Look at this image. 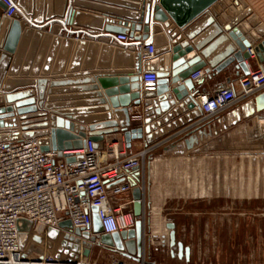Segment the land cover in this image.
Wrapping results in <instances>:
<instances>
[{"label":"water","instance_id":"obj_1","mask_svg":"<svg viewBox=\"0 0 264 264\" xmlns=\"http://www.w3.org/2000/svg\"><path fill=\"white\" fill-rule=\"evenodd\" d=\"M15 1L18 10L13 16H8L4 13V4L0 0L1 22L6 19L11 21L5 24L6 27L9 26V32L2 43V47L11 53L18 49V54L11 63L10 73H18L23 51L22 39L20 43L19 40L33 32L35 24L38 26V23L44 21H48L47 25L58 22L64 28L71 24L70 32L77 34L78 39L67 74L95 72L93 78L98 79L100 87L107 89L108 95H121L117 101L113 96L111 101L117 107L116 109H122L125 112L126 124L123 126L114 125L108 120L109 118L104 120L105 125L85 124L56 110L41 108L38 106V96L36 95H39L40 92V95L43 96L48 83L46 78H39L37 81L33 78L17 80L9 78L6 89L13 88L17 84L25 87L12 90L5 96L0 94V104L4 98L9 104L6 108L0 107V141L35 137L42 149L52 148L62 154L63 150L82 148L86 143L87 135L95 141L97 147L102 148L106 134L122 131L129 147L132 139L141 137H144L146 146L149 144L156 145L157 143H153L165 134L164 129L159 128L164 122L169 123L166 125V129L170 131L172 127H179V123H185L182 118H179L183 112L187 113L192 109L190 114L186 115L188 120L191 119L190 115L194 117L201 115L199 104L201 92L191 77L192 72L199 70L206 64H209L206 69L207 72L210 69L221 71L236 61L240 62L244 73H247L246 59L250 56L248 47L251 44L255 45L256 51L264 60V39H261L264 37V23L245 0H232L235 6L231 4V0H125L119 3L124 7L121 9L110 5L94 6L95 4H88L84 1L81 2V0H63L61 8L57 10L51 7L49 0H43L41 3L33 0ZM69 1L76 6L67 9ZM82 13L88 14L90 19L80 22L79 16ZM165 21L182 29L194 48L182 50L181 45H178L176 40L173 42L176 46L172 48L163 28ZM22 24H27L23 31ZM135 30H140L141 34H135ZM35 31V38L42 37L44 34L45 40L52 38L56 42L62 40V43L67 47L72 44L74 38L70 35L64 37L61 34L53 35L49 30L43 33L40 27ZM80 33L84 36H79ZM118 34L129 35L133 39L122 40L118 38ZM173 34L175 37L174 31ZM238 38L243 43L239 50L232 42ZM149 43L154 44L157 56L144 61L142 64L141 54L137 48L140 44ZM100 48L107 54L116 51L131 59L128 67L122 70L133 72L129 74L127 81L131 84L123 83L119 89H116L108 83L105 77L109 73L106 75L101 73L103 71L108 72L110 69L115 70V68L120 70V68L117 65L109 66L108 61L104 62L105 65L103 60L96 62L95 58L99 54ZM169 50H173L174 59L171 70H169L168 62ZM197 50L200 52L198 53ZM42 51L44 49L34 58V49L30 48L21 68L22 73L31 71L32 74H36L40 72L39 63L42 59ZM92 53L93 56H91ZM135 53H137L138 66L134 62ZM142 69L157 72L159 79L156 90H140L139 72ZM48 70V68L43 69V73L48 72ZM12 82L15 83L14 86L11 85ZM67 83V80L50 82L53 86ZM36 86L39 88V92H36ZM100 96H102L101 92ZM262 97L264 106V93ZM101 102H105V100L102 99ZM175 102H179V106H173ZM142 103L145 105L143 108L144 122L132 126L129 105H141ZM45 106L47 107L46 103ZM106 109L108 108L106 107ZM248 112L253 111L236 106L229 109L221 120L225 123V127L233 125L241 121L244 114ZM157 117L158 120H156ZM176 117L178 118L176 119ZM255 141L260 148L264 149L263 136ZM80 158L81 155L79 154L67 156L69 161ZM122 179H126L130 185L133 216L135 218L134 225L129 228L121 227L110 230L100 218L98 207L92 206V231H82L81 228H75L74 232L77 235L88 237L92 241H100L104 245L114 247L124 256L133 258L142 264L146 262L156 264L155 261L145 259L144 192L140 183L138 166L131 169L125 178L120 177L117 181H122ZM59 226L73 230L70 219L61 221ZM167 226L170 229L169 242L172 254L174 255L177 248L179 257L184 255L185 259L189 261L190 247L184 246L182 241L177 240L175 223L168 222ZM183 250H185L184 253Z\"/></svg>","mask_w":264,"mask_h":264},{"label":"crops","instance_id":"obj_2","mask_svg":"<svg viewBox=\"0 0 264 264\" xmlns=\"http://www.w3.org/2000/svg\"><path fill=\"white\" fill-rule=\"evenodd\" d=\"M33 1L40 3L43 2V0ZM83 1L88 4H95L94 6L110 5L121 9L124 7L119 3H122L121 1L125 0H81V2ZM49 2L51 7L54 10H57L61 8L63 0H49ZM69 2L67 3V9L76 6L73 2ZM245 2L264 23V0H245ZM231 4L235 6L234 1L232 0ZM101 12L105 13L104 11ZM1 18L2 17L0 16V94L2 96H5L6 93L17 88L25 87L24 85L17 84L13 88L6 89V84L9 78L14 80L33 78L35 81L39 78H46L48 83L43 96L40 95V90L36 86V92H39V95H36L38 96L39 107L47 110H55L57 108L59 110L56 111L61 114L74 118L85 124L96 123L99 119L101 121L102 119L107 118V115L112 116L109 120L112 121V124L114 125L123 126L126 124L125 112L122 109H116L117 107L113 110L101 111L102 107L100 105V114L94 110L93 112L86 114H78V116L81 115L80 117H75L65 113V111H61L64 109L68 110L66 107L63 109H60L59 107L50 108L56 103L52 101L54 99V94L60 95L63 91L73 92L74 94H77L76 98L83 100L80 99V97L83 94L81 91L84 88L81 85H68V87H66L67 85L64 86L59 84L58 86H53L50 82L54 83L56 81L62 82L63 80H67L70 83H78L83 81L80 79L83 76L93 77L96 74L95 72L86 74H67V70L72 62L76 41L78 39L76 36L77 34L70 32L71 24L66 25V28H64L62 24L58 22L50 23L49 25H47L48 21L38 23V26L43 33L49 30L53 35L61 34L63 37L66 35L74 37L72 44L68 47L62 43V40L59 42L54 41L53 38L45 40L44 34L42 37L39 36L38 38H35V29L39 28L35 24L34 31L29 33L27 37H21L19 40L20 43L22 39L21 44L23 45L22 57L19 63L20 69L18 73L11 74V63L18 54V49L16 52L11 53L2 47V43L9 32V26L6 27L5 24L11 21L6 19L1 22ZM89 19L90 16L86 13H82V15L79 16L80 22H85ZM23 24L22 31L27 25ZM163 24L166 37L172 48L176 46L173 44L175 40L178 45H181L182 50L194 48L182 29L178 28L176 25L167 23L166 21L163 22ZM172 30L175 32V37H173L174 34ZM225 33L228 34L226 31ZM135 34H141V31L135 30ZM79 36L84 35L80 33ZM261 39H264V37H261ZM232 42L237 46L238 50L240 49V45L243 44L240 38L232 40ZM250 47H252L257 54V59H255L253 63L256 64L258 60H263L256 51L255 45L251 44ZM30 48L34 49V58H36L41 50L44 49V51H42V59L39 63L40 72L36 74H32L31 71H28L27 73L21 72V68ZM168 52L169 70H171L172 64L174 63L173 50H169ZM197 52L199 53L200 51L197 50ZM93 55L94 54L92 53L91 56ZM134 57V62L136 66H138L137 53L134 54ZM99 60L100 62L103 60V64L105 61H108L109 66L117 65V67L120 68V70L115 68V70L110 69L108 72L103 71L101 73L102 75L109 73L108 76L105 77L109 84L113 86L116 85V83L127 84L128 78H126V76L128 77V75L133 72L122 70L128 67V63L131 62L130 58H126L116 51L107 54L100 48L99 54H97L95 58L96 62H99ZM141 62L143 64L144 61L141 60ZM208 67L209 64H206L199 69L200 77L199 82L196 83V87L201 94L204 92H211L218 87V85L230 81L234 85L237 94L240 96L238 80L244 73L240 62L235 61L221 71L210 69V71L207 72L206 69ZM47 68L49 69L48 72L43 73V69ZM116 77L121 78L114 79ZM14 84L15 83L12 82L11 85L14 86ZM56 91L58 93H56ZM263 93L264 92L253 93L250 96L245 97L240 96L235 104L222 111L216 112L208 118H204L202 114L199 117L190 115L191 119L188 120L186 115L190 114V110L192 109L187 113L183 112L179 118H182L185 123H179V127H172L169 131L166 129V125L169 123L164 122L160 125L159 128L164 129L165 134L153 143H157L156 145L149 144V146H146L144 137L131 140V146L129 147L130 152L146 150L143 161L138 166V172L141 179L140 183L144 192V246L146 260L155 261L156 264H206L204 263L205 259L203 257H205V251L202 250V244L205 242L211 244L214 236H216L215 241L217 244L242 243L249 241L248 226L250 208L262 207L264 210V200L261 204L256 202V205L252 201H249V198L253 194L254 186L257 191L262 192L261 196L264 197V171L257 172L255 174V180L250 181L249 178L252 179L253 177L248 176L250 175L249 172H245L242 169L234 170L233 164H236V167L238 168L239 165L237 164L241 163L242 166L249 157L264 160V149L260 148L255 141L262 138V136L264 137ZM68 94L71 93H67V95ZM119 96L120 95L114 96L115 101L118 100ZM45 103L47 104V107L45 106ZM78 104H80V102ZM61 105L68 106V104L62 103ZM8 106L9 104L4 98L0 107L6 108ZM113 106H115V104H113ZM144 106V103H142L141 106L135 104H132V106L129 105L131 110H143ZM173 106H179V102H175ZM236 106H240L242 109H252L253 112L244 114V117L238 123L227 125L225 127V123L221 118L229 109ZM96 108L97 106L95 109ZM77 109L79 108L77 107ZM112 118H115V121H113ZM177 118L178 117H176V119ZM156 120H158V117ZM104 122H100V125H105ZM250 130H253L255 133L253 139L248 141L250 142V147L253 150H257L256 154L249 155L241 152L239 154H233L232 151L226 153L225 151L217 150L219 146L229 147L230 149L237 146V148H248L249 145L232 137L243 135ZM122 133L123 132L120 131L106 134L105 140L121 135ZM228 142H232V144L229 146L227 144ZM112 202L114 204L122 203L123 218L118 217L111 219L107 223V227L110 230L119 229L121 227H132L135 218L133 216L131 190L114 195ZM186 210H191V213H188L191 214L192 218V240H189L186 236L180 235L178 228L180 224L173 219L174 213L178 214L185 212ZM168 222H175L177 240L182 241L184 246L190 247L189 261L185 259L184 255L179 257L177 248L175 249L174 255L172 254L169 242L170 229L167 226ZM108 247L114 251H118L114 247ZM184 251L185 250H183V253ZM118 252L123 258L125 257L120 251ZM230 256H232L230 250L228 249L227 251L220 246H217L216 250L212 247L208 250V258L213 259L215 257L218 259H224L222 261H216V264H233L227 261ZM140 264L142 263L140 262ZM145 264L150 263L146 262ZM207 264H212V262Z\"/></svg>","mask_w":264,"mask_h":264},{"label":"built area","instance_id":"obj_3","mask_svg":"<svg viewBox=\"0 0 264 264\" xmlns=\"http://www.w3.org/2000/svg\"><path fill=\"white\" fill-rule=\"evenodd\" d=\"M1 1L6 15L13 16L18 10L15 0ZM118 38L133 39L126 34H118ZM155 49L153 43L140 44L137 48L143 61L155 58ZM248 50V72L238 80L243 97L264 92V60L254 64L257 54L252 47ZM191 77L197 83L200 70L192 72ZM139 78L141 91L156 90L159 79L156 71L142 69ZM240 96L230 81L204 92L199 96L201 114L208 118L235 104ZM130 120L132 126L143 124L144 111L130 109ZM145 153L146 150L130 152L124 133L104 139L102 148L87 135L82 148L63 150L62 154L52 148L42 149L35 137L0 141V264H89L76 259L23 256L18 242L19 219L26 216L39 224L68 231L59 224L70 219L73 225L70 231L81 228L91 232V209L97 206L100 218L107 225L123 214L122 203L114 204L113 196L130 190L126 179L117 180L139 166ZM77 154L81 155L80 159L67 160L68 155ZM109 264L125 262L117 260Z\"/></svg>","mask_w":264,"mask_h":264},{"label":"rangeland","instance_id":"obj_4","mask_svg":"<svg viewBox=\"0 0 264 264\" xmlns=\"http://www.w3.org/2000/svg\"><path fill=\"white\" fill-rule=\"evenodd\" d=\"M120 78L121 77H116L114 79ZM126 78H128L129 80V75L128 77L126 76ZM80 79H82L83 81L78 83L68 82L67 84L61 85H67L66 87H68V85L83 86L84 88L81 91L83 92V94L80 97V99L83 100H79L78 98H76L77 94H74L73 92L63 91L60 93V95H53L54 99L52 101L58 104L54 103V105H52L50 108L59 107L60 109H63L66 107L68 108V110L64 109L61 111H65V113H68L75 117H80L81 115L78 116V114H86L89 112H93L94 110L95 112L97 111L100 114V105L102 107L101 111H109L110 109L113 110L116 107L113 106V103L111 101V99L115 95H108L107 89L100 87V82L97 78L95 79L92 76H83ZM91 79L93 80L91 81ZM120 86L122 85L116 83L113 88L119 89ZM100 92L102 93V96H100ZM56 93L58 92L56 91ZM67 93L71 94L67 95ZM102 99H104L105 102H101ZM79 102L80 104H78ZM61 103L68 104V106L61 105ZM96 106L97 110L95 109ZM77 107L79 109H77ZM106 107L108 109H106ZM55 110L59 109L56 108ZM55 110L53 109V111ZM111 117L112 116L107 115V118H104L101 121L99 119L96 123L100 125V122H104V120ZM112 119L113 121H115V118ZM110 122L112 123V121ZM254 133L255 132H253V130H250L243 135L232 137L236 138V140L240 142L242 141V143L246 145H249L248 148H237V146L230 149L229 147L219 146L217 150L223 152L225 151L226 153H230L229 151H232L233 154H239L240 152L247 153L249 155L256 154L257 150H253L250 147L249 142L253 139ZM227 144L230 146L232 142H228ZM237 165H239L238 168L236 167V164H233L234 170L242 169L245 172L248 171L250 174L248 176L253 177L252 179L249 178L250 181L255 180V174L257 172L264 171V160L254 157H249L242 166L241 163ZM261 195L262 192L257 191L254 186L253 194L250 196L249 201H252L254 204H256V202H259L261 204V202H263L264 200V197ZM188 212L191 213V210H186L185 212H181L178 214L174 213L173 219L174 221H178L180 224V226L178 227L180 235L186 236L189 240H192V218L191 214H189ZM50 228H52V230H50ZM248 231V242L217 244V242L215 241L216 236H214L213 242L211 244L208 242L202 244V250L205 251V257H203L205 259L204 263L207 264L209 262H212V264H216V261L224 260L222 258L218 259L215 257L213 259L208 258L209 248L212 247L214 250H216L217 246H220L227 251L228 249L230 250L232 256L228 257L227 261L233 264H264V210L262 209V207L250 208ZM18 242L22 255L32 259H43L48 257L55 258L57 260L76 259L85 261L86 263L90 264H109L113 261L124 260L125 264H140V262L133 258H128L125 256L124 259L118 251H114L107 245L104 246V244L100 243V241H92L88 237L77 235L74 231H68L39 224L36 221L27 218L26 216H22L18 222Z\"/></svg>","mask_w":264,"mask_h":264},{"label":"bare ground","instance_id":"obj_5","mask_svg":"<svg viewBox=\"0 0 264 264\" xmlns=\"http://www.w3.org/2000/svg\"><path fill=\"white\" fill-rule=\"evenodd\" d=\"M122 217V216H121ZM90 264V263H89Z\"/></svg>","mask_w":264,"mask_h":264}]
</instances>
